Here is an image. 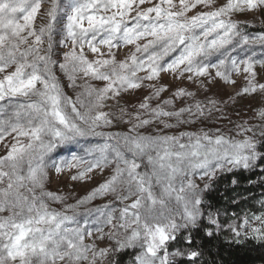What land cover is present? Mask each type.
I'll return each mask as SVG.
<instances>
[{"label":"snow or ice","instance_id":"6c2138e0","mask_svg":"<svg viewBox=\"0 0 264 264\" xmlns=\"http://www.w3.org/2000/svg\"><path fill=\"white\" fill-rule=\"evenodd\" d=\"M42 2L0 0V140L13 133L16 140L0 157V214L7 213L0 215V264H96L110 253L127 249L133 250L134 264H178L177 258L185 257L196 264L202 252L195 236L203 231L211 239L224 230L219 211H206L212 207L205 202V194L213 187L211 181L223 171L255 168L264 161V143L256 139L251 128L237 133H253L242 140L206 131L178 135L160 134L159 130L155 135L140 133V128L154 123L169 129L176 126L173 120L176 124L193 123L204 116L199 102L173 111L169 110L172 102L164 100L152 108L151 100L159 98L164 88H157L144 98L132 117L134 122L126 121L131 123L128 134L97 131L112 122L108 113L99 109L105 100L141 87L143 80H153L160 72H175L181 65L180 75L188 72L204 76L214 68L216 76L225 83H233L230 70L239 73L243 65V71L254 79L252 68L256 61L251 56L238 61L231 55L253 40L241 35L230 16L264 8V0H226L212 11L191 17L186 15L191 9L200 4L211 7L214 0H179V11H171L175 7L173 0H160L154 7L137 12L132 21L126 17L134 0H66L63 4L50 0L48 21L37 29L34 21ZM110 9L118 11L101 15ZM58 25L62 34L60 46L66 47L69 41L72 45L59 64L69 87L76 86L78 76L105 82L102 88L84 86L75 100L64 95L53 72ZM254 39L264 42V35ZM140 40L146 43L141 45ZM45 43L47 47H43ZM126 45H135V51L117 62L112 49ZM102 46L108 49L107 59L100 52ZM86 47L93 54L99 53L98 58L87 59ZM173 53L178 54L166 61ZM214 55L222 58L210 63ZM9 68L13 70L8 72ZM139 72L147 75L139 77ZM259 88L264 90V84ZM254 91L252 80L242 89V93ZM174 95L179 98L192 94L178 90ZM260 115L264 117V112ZM90 136H104L116 143L86 149L92 159L73 155L70 160L54 163L56 173L83 164L85 167L71 176L74 181L83 180L94 169L103 171L115 164L113 175L63 212L49 209L47 200L61 202L63 198L43 190L48 167L45 157L57 147ZM259 136L264 138V131ZM20 138L27 142L22 143ZM142 165L145 171H140ZM197 178H207L209 183L201 188ZM236 183L233 179L232 184ZM109 193L121 203H131L119 209V216L113 214L114 210H106L108 205L89 210V215L97 214L98 225L110 226L107 236L115 244L114 248L97 251L94 245L84 244V228L66 226L75 222V216L66 213ZM254 219L260 226L251 227L247 216L241 224L228 226L232 242L240 243L242 235L264 242V214ZM95 231L101 233L98 239L104 238L103 227ZM87 235L92 232L87 231ZM172 244L177 245L175 251H170Z\"/></svg>","mask_w":264,"mask_h":264},{"label":"rangeland","instance_id":"374dc122","mask_svg":"<svg viewBox=\"0 0 264 264\" xmlns=\"http://www.w3.org/2000/svg\"><path fill=\"white\" fill-rule=\"evenodd\" d=\"M60 2L63 4L66 0H60ZM225 2L226 0H214L211 7H205L203 4H200L187 12L186 15L187 17H191L201 12L212 11L222 6ZM159 3L160 0H150V2L149 0H145V3L140 4L139 0H134L126 19L132 21V19L136 17L137 12L144 11L149 7H154ZM173 4L175 7H173L171 11H179V0H173ZM49 7L50 0H43L41 10L34 21V26L37 29L47 23L48 17L46 13ZM164 7L168 6L164 5ZM117 11V9H110L107 13H101V15H112V13ZM151 15L155 16V13ZM117 19H119V17H117ZM230 19L238 24L241 35L248 36L250 40H253V42L245 45L242 49L238 48L235 52H231V55L238 61L246 59L248 56H251L252 59L256 61L252 68V71L255 73L254 79L243 71V65H240L239 73L235 70H230L229 79L233 81V83H225L222 79L217 77L216 69L214 68H210L208 74L204 76H196L188 72L180 75V71L183 68V65H181V69H177L175 72H160L158 77L153 80H143L141 87L122 91L119 96L105 100L104 107L99 110L108 113V119L112 122L108 126L98 128L97 131L105 134H128L131 123L126 121H132L133 115L139 111V105L144 101L145 97L151 96L157 88H164L165 91L160 93L159 98L151 100L150 106L152 108H155L158 104H162L164 100H170L172 102L169 110L173 111H178L181 108L192 106L199 102L204 108V116L196 118L193 123L176 124V121L173 120L171 122L176 126L169 129H162L160 125L154 123L147 127L140 128V133L144 135H155L159 130L160 134L178 135L181 132L200 133L201 131H206L210 134H223L225 137L242 140L245 136H252L253 133L247 132L244 133V135H237V133L244 128H251L256 133V139L260 142L262 138H260L259 133L264 131V117L260 115V113L264 112V90L259 88L260 84H264V64L260 63V61H264V42H260L258 39L254 38L264 35V8H258L251 12H234L231 14ZM21 23H23V21H21ZM84 26L87 27L86 20L84 21ZM59 28L60 26L58 25L57 34L54 37L53 59L57 63L53 68V72L64 95L75 100L77 94L84 91V86L102 88L105 84L104 81L91 80L82 76L77 77L75 87H69V80L60 70L59 64L64 62L63 56L66 52L71 50L72 45L69 41L66 47L60 46L59 41L62 34ZM252 29L258 31H249ZM147 39H151V37ZM138 43L142 45L146 43V40H140ZM43 47H47V44L45 43ZM135 47V45H126L118 49L113 48L112 52L115 54L116 61L125 60L135 51ZM77 51H79V49H77ZM84 51L87 59L90 61L97 59L99 56V53L93 54L87 47ZM229 51H231V49H229ZM100 52L105 54V59L109 58L107 55L108 49L106 47L102 46ZM177 54L178 53H173L171 56L166 57L165 60H171ZM137 55H139V53H137ZM220 58L222 57L214 55L210 58L209 62L217 63ZM12 70V68H9L7 71L11 72ZM2 75L3 74H0V78H2ZM137 75L139 77H144L147 75V72H139ZM189 76H192V79H189ZM249 80H252L253 84L256 85V91L242 93V89L248 87ZM178 90H184L186 93H191L192 95L177 98L174 93ZM185 119H187V116ZM14 137L15 133L5 136L0 140V157L5 156L12 144L16 143ZM20 141L22 143L27 142L26 138H20ZM105 143L115 144L116 141L107 140L104 136L78 138L74 143L57 147L45 157L48 167L46 169L47 174L44 180L43 190L63 198L61 202L47 200L46 202L49 209L63 212L67 206L76 205L77 201L88 196L93 189L97 188L113 175L115 164L109 165L103 169V171L94 169L92 172L87 173L85 179L76 181L72 180L71 176L77 174L85 165L81 164L80 168L65 170L59 175L53 167L54 163H59L61 160H70L73 155L81 156L85 159H92L93 157L88 156L86 149H94ZM93 155L98 156L99 153H94ZM256 168L257 166L253 169ZM145 170V166L142 165L140 171ZM227 173L229 172H220L217 174L216 178ZM213 181H211V183ZM196 183L203 188L204 184L209 183V181L207 178L204 180L197 178ZM37 191H39V189H37ZM258 202L259 203L256 204V210H247L239 215L235 214L234 217L227 222L223 221L224 216L219 213L218 219L224 228L220 233L224 234L228 240H233L232 233L227 230L228 226L233 223L236 225L241 224L245 216L249 219L251 227L260 226V222L256 221L254 217L264 214V205H262L264 198L260 199ZM129 203H131V200L121 203L116 199V195L111 193L98 196L90 202L76 208L75 212H67V215L75 216V222L66 226L70 228L77 226L84 228L86 230L84 244L94 245L97 251L102 248H114V242L109 240L107 236V233L111 230L110 226L98 225L95 222L97 214L93 213L89 215L88 212L91 209L104 208L105 205H108L110 208L106 210H114L113 214L119 216V209ZM0 215L6 216L7 213ZM97 227H103V239H98L101 233L95 231ZM87 231H91L92 235L88 236ZM240 239L243 240L245 237L242 235ZM124 251L129 252V259L125 264H134V253L131 249L123 250L118 253H110L103 261L97 260L96 264H112V256L123 253ZM136 251L139 250L137 249ZM170 251L175 250L170 249ZM88 255L89 260H91V253ZM180 259L183 258H177V260ZM8 264H18V262L8 261ZM83 264H88V261L83 262Z\"/></svg>","mask_w":264,"mask_h":264},{"label":"trees","instance_id":"16d2710c","mask_svg":"<svg viewBox=\"0 0 264 264\" xmlns=\"http://www.w3.org/2000/svg\"><path fill=\"white\" fill-rule=\"evenodd\" d=\"M251 32L258 30H249ZM262 32V31H261ZM264 143V138L260 141ZM264 161L257 164V168L245 171L238 170L218 176L211 184L212 188L205 194V202L211 204L214 214L219 211L223 221L231 220L234 215L247 210H256V204L264 198ZM236 179L237 183L232 184ZM182 243V241H181ZM198 250L202 252L196 264H264V242L254 238H245L240 243L228 240L220 233L209 239L201 231L195 236ZM177 245H170L175 250ZM129 259V252L124 251L112 256V264H125ZM178 264H191L187 258L178 260Z\"/></svg>","mask_w":264,"mask_h":264}]
</instances>
